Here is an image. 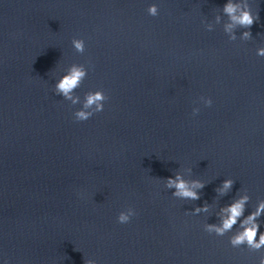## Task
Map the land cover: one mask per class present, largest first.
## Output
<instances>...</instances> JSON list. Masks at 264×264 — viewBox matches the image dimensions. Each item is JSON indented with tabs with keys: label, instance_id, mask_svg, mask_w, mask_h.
I'll list each match as a JSON object with an SVG mask.
<instances>
[{
	"label": "clouds",
	"instance_id": "obj_1",
	"mask_svg": "<svg viewBox=\"0 0 264 264\" xmlns=\"http://www.w3.org/2000/svg\"><path fill=\"white\" fill-rule=\"evenodd\" d=\"M223 10L233 23L239 24L242 27L250 29L254 23V17L251 14V11L247 9L246 5L244 8H240L239 5L233 4L231 0H229V2L225 4ZM238 11L239 14L237 15ZM149 12L155 16L157 14L156 6H151L149 8ZM229 27H231V25H229ZM244 35L247 37L250 35V33L245 32ZM74 44L77 50L83 51L82 41H74ZM84 77L85 71L82 68L73 67L67 76L62 77L61 80L56 84L57 92L63 94V96L66 98H71L70 93H72V91L80 85ZM104 99L105 97L102 92L97 91L95 93H90L86 97V103L84 107L90 108L91 106L95 105L96 112H101L103 111V104L101 102ZM211 103L212 101L209 100V105H211ZM92 116L93 113L79 111L76 113V120L86 121ZM232 185L233 181L231 179L225 180L223 183V189H230ZM167 187H174L176 189L175 193H173L174 196L197 200L199 199V195L193 189L202 188L203 184L199 181H192L191 184H189V182L184 181L179 175H177L175 179H172L171 177L167 179ZM248 199L249 197L243 196L223 208L222 211L225 213V216L222 218V225H209L208 230L215 231L218 235H223L225 232L231 230L233 226L237 224L238 220L244 215L245 204L247 203ZM200 210L201 209L199 208L196 209L197 212ZM203 210L207 211V207H205ZM261 213H264V202H261L256 210L241 222V227L244 230L232 238L231 243L234 246L243 243H247L250 247L256 249L264 246V233L260 234L259 242L256 241V235L259 231V225L256 223V219L261 215ZM129 221L130 217L128 215L121 214L119 216V223H127ZM86 264H91V262L86 261ZM261 264H264V260L261 261Z\"/></svg>",
	"mask_w": 264,
	"mask_h": 264
}]
</instances>
